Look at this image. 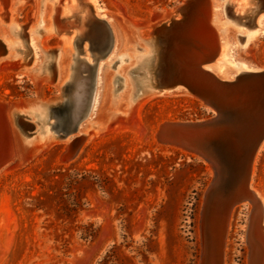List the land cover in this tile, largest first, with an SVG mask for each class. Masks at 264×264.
<instances>
[{"label": "rangeland", "instance_id": "rangeland-1", "mask_svg": "<svg viewBox=\"0 0 264 264\" xmlns=\"http://www.w3.org/2000/svg\"><path fill=\"white\" fill-rule=\"evenodd\" d=\"M97 2L103 4L113 33L105 21L96 19L104 16L93 0H19L13 21L12 15L8 20L0 16V39L5 43L0 41V100L37 98L36 106L22 113L29 125L23 141L50 139L40 154L0 172V264H201L202 212L214 170L187 149L160 142L157 132L166 121L208 119L217 112L200 95L150 90L165 83L168 41L173 46L180 41L197 45L194 19L207 9L220 38L218 56L205 62L210 71L235 80L246 69H264V5L202 0L189 18L176 14L173 23L150 25L148 20L158 18L159 11L171 12L185 0ZM89 18L109 30L105 55L96 53V44L86 35ZM227 58L237 70L223 74L220 64ZM40 72L50 74L38 77ZM82 78L91 83L90 105L81 118L82 129L72 135L93 132L104 115L116 123L128 119L135 127L86 140L78 156L65 162L61 156L69 140L58 136V114L79 91ZM200 79L203 87L209 82L208 74ZM138 106L135 120L130 112ZM241 113L228 146H215L223 160L255 132L256 115ZM253 168L251 185L264 201V144ZM76 172L86 178L71 184L68 176ZM241 172L236 170V175ZM242 181L240 193L248 179ZM224 186L210 194L209 238L213 245L217 234L225 264H248L251 204L238 202L230 208L232 195L224 194ZM75 198L80 199V209L72 222L68 206ZM80 226L87 232L96 229V238H83Z\"/></svg>", "mask_w": 264, "mask_h": 264}, {"label": "bare ground", "instance_id": "bare-ground-1", "mask_svg": "<svg viewBox=\"0 0 264 264\" xmlns=\"http://www.w3.org/2000/svg\"><path fill=\"white\" fill-rule=\"evenodd\" d=\"M93 1L96 4V7L98 8L99 12H101V14L106 12L103 4H99L97 2V0H93ZM199 1H202V0H195V3L193 5L194 10L197 7V5L199 4ZM18 4H19V0H0V16L2 18H5L8 20L9 17H11V15H12L13 17L11 18V20L13 21L15 19V15L18 13V11L21 7V5H18ZM2 6H4L5 9ZM206 6L207 5L204 4V9ZM176 10L177 9H174L171 12H165V11L160 12L159 11L158 12V18H153L156 22L153 23L154 20L152 19L151 23L149 22L150 25H155L157 23H161L158 19H160L163 14H169V16H168L169 19L166 20V22H163L162 25H165L168 21H171V19H173L172 20V23H173L175 21L174 18L176 16V14H172V13H174ZM194 10L192 11L193 13H194ZM88 14H89V12H88ZM194 14H192V15H194ZM210 14H211V11L209 12L208 9H207V11L202 10L201 14H198L199 16L194 19V23L196 25V35H197V38L199 40L197 45L180 41L179 43H177L176 45L173 46L172 42L168 41V44H167L168 47L167 48L169 49V53H168V56H166V62H165L164 70H163L164 71L163 77H164L165 83H160L159 89L150 90L151 93H153V94H156V93L167 94L168 93L169 94V93L181 92V93H187L190 95L193 94L195 96L200 95L201 99L212 100L216 104L217 107L221 108V110L224 111V107L222 106V104L224 103L226 105V103H228V102L225 103L224 101L220 100V96H221V93L225 95L224 89L227 87V84L231 85L232 82H229V81H233V80H226V79L221 78V77L218 78L213 72L210 71V70H212V67L202 66L203 64H205L206 60H207V62L214 61L216 59V57L218 56V54L216 55V53L217 52L219 53V51H220V38H219L217 31L213 28V26L211 24ZM172 15H174V16H172ZM78 16L79 15L77 14L76 17H78ZM103 16L104 17H102V18H96V19L101 20V21H105L106 24L109 26V28L112 31V28H111L110 24L106 21L104 14H103ZM44 20H46V19H44ZM59 20H60V18H59ZM91 20H92V18H89L88 19L89 23L86 24V27L88 30L87 31L88 34H86V35H89L95 43V37L98 35V32H100V31L102 32V28L99 27L98 25H93ZM133 24H136V23L133 22ZM144 24H146V22H144ZM119 25L121 26V23H119ZM42 31L44 32L45 30H42ZM112 33H113V31H112ZM0 41H1V43H3L5 45V43L3 42L2 39H0ZM173 49H176V51H173ZM94 50L97 53L98 49H97L96 45H94ZM214 54L216 56L215 59H214ZM192 55H193V57H192ZM63 57H64L63 54H61L60 60L64 61ZM198 60L202 61L203 63L197 64L196 61H198ZM181 61L183 62V65H182ZM144 66H146V65H144ZM1 67L2 66L0 65V70L3 68V67L2 68ZM255 68L244 70V72H243L244 75L242 77L240 76V79L246 80V79L251 78L252 76L253 77L259 76V74L255 73V72L261 71L263 69H259V67H255ZM159 69H160V67H159ZM29 70L30 69H27L26 72ZM174 70H177V71L180 70V72L183 73V76L186 78L185 79L186 85H187L186 87L182 86L183 83H179L178 86L176 85V87L174 89H172V86L170 85V83H169L170 81H168V79H169V76L172 75ZM49 74H50L49 72L43 73L44 76H49ZM206 74H208L209 82L207 84H204L205 87H203L200 78H201V76L206 75ZM38 75H39L38 77L43 76L41 72ZM160 75L161 74H160V70H159L157 72V76L160 77ZM38 77H36V78L34 77L36 81H39ZM254 79H256V78H254ZM247 85H250V83H248ZM140 88H142V87H140ZM72 95L74 96V94H72ZM37 102H38L37 98H33V97H30L29 99H26L24 101H21V100L9 101V103L12 105L24 103V105L16 107L18 113H21V114L25 113L24 109H26L28 106L31 105V106L35 107ZM138 108H139V106L137 107V109H133L130 112L131 117L135 120L139 119ZM60 115L61 114H58L59 118L61 117ZM109 121L110 120L108 119V117L106 115H104L103 117L98 118L96 128L94 129L93 132L87 131V132H84V134H80V135H76V136L72 135V134L66 136L64 139L69 140V141L66 144V147L63 151V154L61 156V160L65 161V162L70 161L71 160L70 157H71L72 153L74 152V149L81 145L80 146V151H81L82 146L84 145L86 140H88V141H89V139L92 140L93 138L97 137L98 135H101L104 133L122 132V131H127L130 129H133L135 127V125L131 124V122H129L128 119H123L117 123L112 122V121L109 122ZM173 122L177 123L178 121H166L161 125L160 131L157 133V137L160 140V142H162L163 139H166V134L162 135L161 134L162 131L165 129L167 124L169 125ZM82 123L83 122L81 121L79 126H78L77 131L82 129L81 128ZM257 123H259V122H256V124ZM214 124H215V122H212V123H209L208 125H213L215 127ZM234 126H235V124L233 125V127ZM254 129H255L254 133L260 134V130L258 127H255ZM176 130L181 136H184L187 139V142H189V144H195V140L197 137L202 138L205 135H208V137H209V134H211V137H215V136L219 135V133L222 134L221 130H219V129L216 130L217 131L216 133H214V130L211 131L212 129L209 130V128L206 126V124L196 125L193 127H187L184 129L183 128H177ZM255 136L257 137V135H255ZM249 137L250 136H248L247 139H249ZM247 139L245 141H248ZM18 140H19L20 147L23 148L25 154L22 157V160L20 161V163L17 165H14V166L21 165L22 163L26 162L27 160L33 158L35 155L40 154L42 151H44V149H46L50 145L49 144L50 143L49 138L46 139L45 141H40L38 143H35L33 141H25L24 142L20 136H18ZM162 143H164V142H162ZM205 143L202 144L204 146V150L197 149V148H194L192 146H179V145H174V144H171V145L178 146L181 148H185L188 150V151L186 150L187 152L193 153L195 155H198V156L204 158L205 160H207L209 162V164L212 166V168L214 170V179H213V182L210 185V188L208 190L209 194L207 193L208 196H206V202H205L204 209L202 212L203 213L202 235H203V240H204V245H203L204 249H203V253H202L201 264H220L219 263L220 257L222 259V263H224L223 262L224 247L219 250V245H218L219 238H218L217 234L214 236V237H216L217 241L214 242L213 245L211 244L208 230H209V218H210L209 212H211V204L213 201L212 198H210V194L214 191V189L219 188V186L221 184L223 185V183H222L223 180H221L220 178L225 177V172H223L221 170L220 165H217L218 161H216V156H218V155H216V153H215L216 152L215 141L212 142V140L209 138L208 141H206ZM164 144H168V143L165 142ZM263 144H264V137H263V140L259 146L258 151L255 153V156L253 157V161H252V164L250 166V169L247 170V173L249 171V177H248V181H247V189H245L243 193H240V194L245 193L246 195L249 196V198H251V200L247 201L251 204V215H250L249 227H247L248 234L246 235V241L248 243V248H249L248 264H264V201L262 199L260 191L253 188L251 185V180H252V175H253V170H254V168H253L254 163H255L256 157H257L259 151L261 150ZM211 145L212 146L214 145V146L212 147ZM80 151H79V153H80ZM214 159H215V161H214ZM244 164L245 163H243V165ZM10 167L11 166L4 167V168L0 169V172L2 170H7ZM240 202L246 203L245 201H240Z\"/></svg>", "mask_w": 264, "mask_h": 264}, {"label": "water", "instance_id": "water-1", "mask_svg": "<svg viewBox=\"0 0 264 264\" xmlns=\"http://www.w3.org/2000/svg\"><path fill=\"white\" fill-rule=\"evenodd\" d=\"M253 1H257L258 8L264 5V0ZM194 3L195 0H185V3L177 7V10L172 14H180L182 16V19L189 18V16H191L190 14L194 10ZM2 7L5 9L4 6ZM168 16L169 14H163L159 21L162 23L165 22L169 18ZM252 16L253 18L255 17L254 15ZM172 20L173 19H171V21ZM150 21L151 20H148V24H150ZM100 25H102V32H98V35L95 37V44L98 49L97 54L99 56L105 55V53L108 51L107 48L109 43V30L103 23ZM217 54L219 53L217 52L216 55ZM215 57L216 56L214 54V59ZM196 63L201 64L203 62L198 60L196 61ZM206 64L208 63H205L202 66H206ZM255 73L259 74V76H252L251 78L246 80L237 78L233 81H229L232 82V84H227V87L224 89L226 96L222 93L220 96V100L224 101L225 103H229H226V105L224 103L222 104V106L224 107V111H222L221 108L217 107L212 100L204 99L206 104L215 108L217 112L216 115H213V117L208 119H201L196 121H178L177 123L173 122L169 125L167 124L165 129L161 133L162 135L166 134V139H163L162 142H166L168 144H174L179 146H192L194 148L204 150V146L202 144H204L210 138L212 142L215 141L216 146L226 147L231 141L229 140V137H234V131L236 130V128L235 126L233 127V125L238 123V121L243 118V113H241V111H244V115H252L253 117L256 115V122L259 123H257L255 127L259 128L260 134L254 133L253 135H251L249 139H247L249 142L246 141L245 144H242V151L241 149L238 150L236 148H233L234 153L231 151V153H229V157L227 156L228 159L223 160L222 158L216 156V161H218L217 165H220L221 170L225 172V177L220 178L221 180H223L222 183H225V186L223 187L224 194H230V196L232 195L230 208H232V206H234L240 201L247 202L251 200V198H249V196L245 193L239 194V186L243 182L242 180L244 178L247 181L249 176V171L247 173V170L250 169L253 157L258 151L259 146L264 137V69ZM185 79L186 78L183 76V73L180 72V70H174L172 75L169 76L168 81H170L169 83L172 86V89H174L176 85H179V83H183L182 86L186 87L187 85ZM248 83H250V85H247ZM79 84L81 88L75 94L74 98L68 100L67 104H65V106H62V108H60L59 110V114H61L59 127L62 131L58 136L61 139L65 138L70 134L76 133L81 118L87 113L89 109L91 83L86 78H82ZM21 105H24V103L12 105L9 103V101L0 100V169L6 166H14L19 164L25 154L23 148L20 147L18 136H20L23 140V136H25V134L27 133L29 125L28 122L24 119L25 116L21 113H18L16 109L17 106ZM245 107H248L249 109ZM212 122H215V127L213 125H208ZM204 124H206L209 130H214V133H216V130L219 129L221 130L222 134L219 133V135L215 137H211V134H209V137L208 135H205L202 138L197 137L195 140V144H189V142H187V139L184 136H181L176 130L177 128L184 129L187 127H193L196 125ZM240 130H244L242 124L240 126ZM159 131L160 129L158 130V132ZM255 135H257V137ZM80 146L74 149V152L70 157L71 160L75 159L78 156ZM232 154L233 157H231ZM229 158H231V160ZM243 163H245L243 165L244 167H241V164ZM231 167H233V170L228 172V169L230 170ZM240 169H243L244 173L241 172V174L238 176L236 175V170ZM212 193L214 196L215 192ZM218 193L219 192H216V194ZM206 196H208L207 192L205 194V199ZM247 234L248 230L246 232V235ZM219 263L222 264L221 257Z\"/></svg>", "mask_w": 264, "mask_h": 264}, {"label": "trees", "instance_id": "trees-1", "mask_svg": "<svg viewBox=\"0 0 264 264\" xmlns=\"http://www.w3.org/2000/svg\"><path fill=\"white\" fill-rule=\"evenodd\" d=\"M76 176L70 175L68 177L72 178L71 179V184L74 182V180H77L78 178H80L79 180L83 181L86 178L85 174H80L79 172L75 173ZM74 176V177H73ZM80 199L79 198H75L74 200H72L71 205L68 206V216L67 219L71 220L72 222L75 221L76 218V212H78V210L80 209ZM90 227H93V225H89ZM80 233L82 235L83 238H90L92 240H94L97 236L98 231L94 228H92L90 231L87 232L86 227H81L80 226Z\"/></svg>", "mask_w": 264, "mask_h": 264}, {"label": "flooded vegetation", "instance_id": "flooded-vegetation-1", "mask_svg": "<svg viewBox=\"0 0 264 264\" xmlns=\"http://www.w3.org/2000/svg\"><path fill=\"white\" fill-rule=\"evenodd\" d=\"M246 36L243 37V39L245 38ZM98 53V52H97ZM234 60L236 61V58H234ZM236 65L239 66V68H242L239 64L238 61H236ZM245 66V65H244ZM246 67V66H245ZM220 68L222 69L223 71V74H230L232 72H235L237 69L235 67L232 68L231 66V60L230 59H226L225 61H223L221 64H220Z\"/></svg>", "mask_w": 264, "mask_h": 264}]
</instances>
